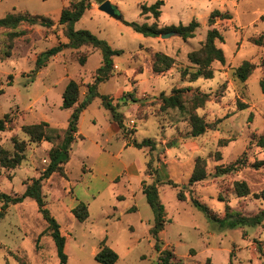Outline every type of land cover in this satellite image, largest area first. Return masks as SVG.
Segmentation results:
<instances>
[{
    "label": "rangeland",
    "instance_id": "rangeland-1",
    "mask_svg": "<svg viewBox=\"0 0 264 264\" xmlns=\"http://www.w3.org/2000/svg\"><path fill=\"white\" fill-rule=\"evenodd\" d=\"M109 1L129 22L156 23L164 28L188 25L196 19L200 27L188 40L178 35L145 37L100 11L101 4L94 1L76 23V29L88 30L108 41L113 49L122 50L114 56L111 77L98 91L115 103L120 100L125 127L118 129L117 138L108 143L105 130L112 122L111 113L100 98L94 99L79 120L81 138L70 152L66 176L56 173L43 182L46 207L66 237L67 264H100L95 255L104 240L119 255L116 264H158L155 240L150 234L154 211L141 189L143 182L152 184L157 175L177 185L159 186L168 219L160 240L164 248L175 252L177 264H264V222L256 227L223 228L192 204V198L198 199L221 218L228 207L246 216L264 210V200L255 196L264 190V168L253 167L264 160V148L253 140L264 135V93L260 86L264 78V46L252 42L264 32V0H163L159 19L151 13L142 14L143 6L149 7L157 0ZM69 2L0 0V19L11 13H30L54 21L51 28L19 26L16 31L22 34L13 40L11 57L0 61L4 89L0 118L9 114L12 119L7 130L0 132V145L13 153V138L26 144L21 165L14 169L0 167V192L13 197L21 196L26 186L40 177L50 164L51 149L63 140L70 117V111L61 108L68 82L79 83V104L102 65L100 50L91 45L65 49L49 59L32 80L38 56L68 42L66 26L59 24V18ZM216 9L233 16L232 20L217 18L212 26L224 36V42L216 41V45L224 50L226 62L212 64L213 79L200 78L191 83L182 78V71L193 67L189 54L204 45L211 29L208 20ZM12 31L0 29V50L6 49ZM158 53L174 59L172 69L163 74L153 71ZM83 57L86 63L81 64ZM244 61L257 68L246 82H241L234 70ZM10 75L12 85H8ZM173 89L190 90L184 93L185 110L161 109V95L169 96ZM125 94H132L127 103L121 101ZM204 96L207 99L202 106ZM133 98L139 101H131ZM190 113L210 124L206 133L191 136ZM44 122L57 129L59 138L32 142L23 126ZM144 139H150L154 148L133 146L134 140ZM199 157L205 159L209 176L190 186ZM238 159L245 164L241 170L215 174L217 166H227ZM130 165L135 167L129 171ZM238 181L248 184V196L235 194ZM185 186L187 200L182 202L177 194ZM79 202L89 209V218L84 222L72 213ZM32 203L36 207L30 200L10 205L0 220V264H60L48 225L38 210L30 207ZM1 207L2 202L0 210ZM136 207L137 212H133Z\"/></svg>",
    "mask_w": 264,
    "mask_h": 264
},
{
    "label": "trees",
    "instance_id": "trees-1",
    "mask_svg": "<svg viewBox=\"0 0 264 264\" xmlns=\"http://www.w3.org/2000/svg\"><path fill=\"white\" fill-rule=\"evenodd\" d=\"M47 1V0H44ZM92 1L97 4H102L105 0H70L69 4L62 8L59 24L66 26V37L68 39L67 43H61L43 53H41L37 60L35 69L32 72L31 78L34 81L36 73L46 65V63L52 57L63 52L65 49H79L83 46H93L100 50L102 54V65L96 70L94 82L88 85V93L84 100L78 104L80 98V85L75 80H70L66 85L64 92L62 94V105L61 108L64 110L73 109L69 119L68 126L65 131V135L61 143L51 149L49 153L50 164L46 170L40 175V177L32 180L31 184L26 186L25 192L21 196H11L7 193L0 192V202H2V207L0 210V220L4 218L5 212L10 205H17L23 203L27 198L32 199L36 202L38 211L42 215L43 219L47 223V230L50 232V236L53 239L56 247L57 257L60 264H67L68 257L66 254V237L62 234L61 226L55 217L46 207L45 196L43 194V182L50 179L54 174H60L66 176L65 165L70 160V152L72 150V145L76 141V134L79 131L78 124L83 111L92 104L94 99L100 98L102 105L106 108L112 116V122H114L119 129H124V116L119 111L120 104H113L112 99L107 95L100 94L98 87L101 83L109 80L112 75L114 67V56L120 55L122 50H115L111 47L108 41L99 38L94 33L84 30L76 29L75 25L78 23L85 12L92 7ZM165 2L163 0H157L154 4L149 7L143 6L142 14L151 13L155 19L161 17V9ZM217 18L222 20H232L233 16L229 11L224 13L220 10H214L208 20L211 29L207 31L206 40L204 45L195 52L189 54V61L193 67H188L182 71V78L187 79L189 82H196L200 78L213 79L214 71L212 69V64L214 62H220L225 64L226 56L222 48L216 45V41L224 42L223 34L215 27H212ZM122 23L130 27L136 33H139L145 37H159L160 35L168 32H175L183 40H188L196 35L197 30L200 27V23L193 19L188 25L179 24L177 26L171 25L168 27L160 28L156 23L152 25L139 24L137 22H129L125 19ZM23 24L28 25H40L45 28H51L54 26V21L50 18L41 15H31L30 13H11L0 19V29H11L12 32L9 33L8 43L5 45L6 49L0 50V61L8 59L12 55L13 40L20 37L22 32L16 31L19 26ZM253 44L259 47L264 46V32L253 39ZM81 64L86 63L85 58H81ZM174 65V59L168 55L158 53L155 56L153 62V71L157 74H163L172 69ZM264 66V64H263ZM192 68V70H190ZM257 65L250 61H244L240 66L234 70V75L241 81L246 82L252 75ZM13 76H9L8 85H12ZM260 86L262 92L264 93V78L260 81ZM190 91L189 89H173L172 94L167 96L165 94L161 95L162 110L166 109H179L185 110L184 93ZM4 94V89L0 82V96ZM132 97V94H125L121 101L124 103L128 102L127 97ZM207 96H204L200 100L203 106L206 102ZM131 101L138 102L139 100L133 98ZM125 105V104H124ZM197 106L198 107L202 106ZM191 115V136L198 137L206 133L210 128L204 119L196 115L195 113H190ZM12 119L9 114L0 118V132L7 130ZM23 132L30 137L32 142H41L46 140L48 142L55 141L54 138H59L57 129L52 128L48 123L44 122L41 124H33L23 126ZM55 136V137H54ZM253 140L256 141L258 147L264 148V135H261ZM14 152L10 153L7 149L0 145V167L5 169H14L21 165L24 160L26 144L24 141H19L17 138H13ZM133 146L138 149H143L145 147L154 148L153 142L150 139H144L141 142L133 141ZM226 146V145H225ZM220 157V154H218ZM221 158H219L220 160ZM245 164L241 159L236 160L234 163L227 166L219 165L215 169V174L217 176L230 174L235 171L241 170ZM151 164H148V168ZM256 169L264 168V160L258 161L253 164ZM209 176L207 172V163L203 158H197L194 166V170L189 179V185L192 186L196 183L206 180ZM161 184L177 185L173 182H164L159 175L152 184H147L143 182L142 192L146 197V200L150 207L154 211V225L150 229V234L155 240L154 249L158 254L157 262L158 264H177L176 254L174 251L164 248L163 243L160 240V233L164 231L165 226L168 223L166 217L165 206L162 202L160 196L159 186ZM187 186L183 187L177 194L179 201H186L187 196L185 190ZM235 194L238 197H246L249 195L250 190L248 184L245 181H238L234 186ZM258 198L264 200V190L255 195ZM192 204L204 215L209 221L216 222L223 228H236V227H256L260 226L264 222V210L253 216H246L241 213H234L227 208V212L224 217H218L211 208L199 201L198 199L192 198ZM72 213L75 218L81 222L86 221L89 218V209L87 204L84 202H79L73 209ZM43 235L40 234V236ZM39 248V246H37ZM95 260L100 264H116L119 260V255L106 244L104 240L99 248V251L95 255Z\"/></svg>",
    "mask_w": 264,
    "mask_h": 264
},
{
    "label": "crops",
    "instance_id": "crops-1",
    "mask_svg": "<svg viewBox=\"0 0 264 264\" xmlns=\"http://www.w3.org/2000/svg\"><path fill=\"white\" fill-rule=\"evenodd\" d=\"M87 12V11H86ZM102 84V83H101ZM100 84V85H101ZM99 85V86H100ZM88 93V92H87ZM87 95V94H86ZM86 95H85V97H86ZM112 102H113V100H112ZM102 103V102H101ZM118 103H120V100L118 101V102H113V104H118ZM88 108V107H87ZM86 108V109H87ZM85 109V110H86ZM123 108H121V110H122ZM84 110V111H85ZM68 111H70V115H71V113H72V110L70 109V110H68ZM83 111V112H84ZM82 115V114H81ZM110 121L112 120V116H111V118L109 119ZM119 128H118V126L114 123V122H110V124L108 125V127L106 128V130H105V136H106V141L108 142V143H110L111 141H112V139L113 138H117L116 136H117V134L119 133V130H118ZM81 138V135H80V131H78V133L76 134V141L73 143V145H72V147L74 146V144L75 143H77V141L79 140ZM126 145V148H128V147H131V146H128L127 144H125ZM99 151H103V149L102 148H100V150ZM135 166H133V165H130V166H128L127 168L129 169V171L130 170H132L133 168H134ZM138 169V168H137ZM65 170H66V165H65ZM90 171V170H89ZM67 174V173H66ZM131 176H134V174H130ZM141 189H142V186H141ZM26 200H30V201H32V202H34L35 203V205H36V207L35 206H33V203H32V205H30V207H33V208H35L36 210H38V207H37V204H36V202L34 201V200H32V199H29V198H27ZM25 200V201H26ZM24 201V202H25ZM23 202V203H24ZM23 203H21V205L23 204ZM130 210V209H129ZM137 207H136V210H133V212H137ZM132 212V211H131ZM38 213H39V211H38ZM152 228V227H151Z\"/></svg>",
    "mask_w": 264,
    "mask_h": 264
},
{
    "label": "water",
    "instance_id": "water-1",
    "mask_svg": "<svg viewBox=\"0 0 264 264\" xmlns=\"http://www.w3.org/2000/svg\"><path fill=\"white\" fill-rule=\"evenodd\" d=\"M99 10L106 13L107 15L115 18L116 20L122 21L123 15L117 12L116 7L109 1L106 0L99 6ZM177 35L175 32H168L161 35L162 38H170Z\"/></svg>",
    "mask_w": 264,
    "mask_h": 264
}]
</instances>
